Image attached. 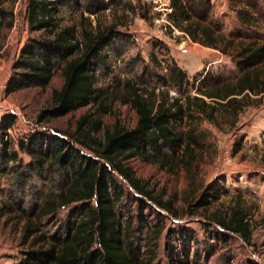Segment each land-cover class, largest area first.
I'll return each mask as SVG.
<instances>
[{
	"label": "rangeland",
	"instance_id": "rangeland-1",
	"mask_svg": "<svg viewBox=\"0 0 264 264\" xmlns=\"http://www.w3.org/2000/svg\"><path fill=\"white\" fill-rule=\"evenodd\" d=\"M27 1L2 0L0 4V120L4 119L7 126L3 135L7 151H14L17 162H27L29 156L18 144L38 132L62 138L79 154L97 160L70 138L75 120L90 111L102 128H111L115 122L132 128L135 113L121 101L126 95V81L147 92L177 98L180 103L185 97L201 98L207 104L205 110L212 112L211 118L196 107L199 101L192 100L191 111L171 125L180 137L185 131L195 134L197 143L188 151L179 145L162 147L157 154L150 149L147 157L118 156L132 178L152 196L168 202V210L158 208L111 171L121 191L113 203L119 229H129L127 240L136 246L138 258L153 256L149 264H264V93L238 97L240 107L235 110L221 109L215 100L203 95L217 84L232 83L240 74L245 67L239 55L241 45L264 44V0H162L171 7L165 15L153 8L151 0H102L105 8L95 14L86 11V0H63L55 2L50 29L29 27L25 19ZM194 22L231 43L224 46L225 41H218L216 48L203 46L200 32L191 37L184 30ZM110 25L108 40L98 43L92 72V86L100 91L102 109L88 102L61 116L46 115L36 121L38 112L51 107V90L62 84V63L54 66L46 84L6 91L22 45L49 41L63 27L71 28L80 39L83 28L106 30ZM60 166L30 178L21 194L13 191V196L9 171H0V264L29 262L31 251L43 249L55 237L63 239L66 221L78 213L82 202L61 206L40 219L32 207L38 205L44 192L53 194L68 183L64 174L71 173ZM105 166L109 169L108 164ZM14 198H20L19 208ZM203 200L206 203L201 204ZM237 203L250 223L248 243L213 221L214 216L223 215ZM28 222L37 229L35 234L43 235V245L32 244L31 235L25 236Z\"/></svg>",
	"mask_w": 264,
	"mask_h": 264
},
{
	"label": "trees",
	"instance_id": "trees-1",
	"mask_svg": "<svg viewBox=\"0 0 264 264\" xmlns=\"http://www.w3.org/2000/svg\"><path fill=\"white\" fill-rule=\"evenodd\" d=\"M62 1L28 0L25 19L29 27H53L51 13L55 2ZM85 7L87 12L95 14L105 8V3L102 0H86ZM2 15L3 10L0 9V21ZM184 30L191 37L200 32V43L203 46L216 48L218 41H225L224 46L231 43L220 35H214L210 28L199 27L196 22L189 23ZM111 31V25L106 30L92 31L83 28L82 38L79 39L74 36L71 28L63 27L53 33L49 41H32L22 45L13 63L14 74L7 83L6 91L46 84L54 66L62 63V84L59 89L51 90V107L38 112L36 121H41L46 115L61 116L88 102L95 103L102 109L100 91L92 86V72L97 63L94 56L99 48L98 43L107 41ZM239 55L242 56L245 67L236 79L232 83L217 84L203 94L215 100L216 105L224 110L240 107L239 98L248 93H264V44L248 42L241 45ZM257 65L261 66L259 69H262V73L254 68ZM123 86L127 91L121 101L128 104L136 116L132 128H123L117 122L111 128H102L99 118H92V112L88 111L77 117L70 134L73 142L92 152L97 160L79 154L71 143L62 138L36 132L31 133L25 142L18 144L19 149L29 156V160L25 163L17 162L14 151H7V143L3 139L7 126L4 119L0 120V171H9L11 175L8 181L12 182V196L13 191H23L24 184L30 178L40 177L54 166L61 165L64 172L71 173L64 174L68 183L53 194H42L38 205H32L36 207V217L40 219L55 213L61 206L82 202L79 210L82 214L76 216L78 211L66 221L63 239L55 237L43 249L31 251L29 262L24 260L23 264H149L153 259L152 255L144 259L138 258L135 254L136 246L127 240L130 238L129 229H119L113 203L119 198L121 191L116 186L111 171L121 175L139 195L158 208L168 210V202L152 196L137 179L132 178L117 158L121 154L124 158L134 155L147 157L146 152L150 149L157 154L162 147L168 146L175 148L181 145L182 150L188 151L191 144L197 143L195 134L185 131L180 137L172 130L171 125L180 122L181 115L191 111L192 100L199 101L195 105L207 117L211 118L212 112L205 110L207 104L198 97H192L191 100L185 97V101L180 103L177 98L169 99L161 92H147L129 81L124 82ZM99 160L103 163H99ZM44 162L47 164L45 169ZM105 164H108L109 169ZM110 190L112 194L109 193ZM91 200L93 205L86 203ZM13 202L19 208L20 198H14ZM204 203L205 200L201 202ZM244 211L237 203L223 215L214 216L213 221L223 230L237 234L248 243L251 230ZM36 231L31 222L25 224V236L31 235L32 244L43 245L44 237L39 233L35 234Z\"/></svg>",
	"mask_w": 264,
	"mask_h": 264
},
{
	"label": "built area",
	"instance_id": "built-area-1",
	"mask_svg": "<svg viewBox=\"0 0 264 264\" xmlns=\"http://www.w3.org/2000/svg\"><path fill=\"white\" fill-rule=\"evenodd\" d=\"M151 1L155 5L153 8L163 11L164 15L171 11V7L166 6V3L163 2L162 0H151Z\"/></svg>",
	"mask_w": 264,
	"mask_h": 264
}]
</instances>
